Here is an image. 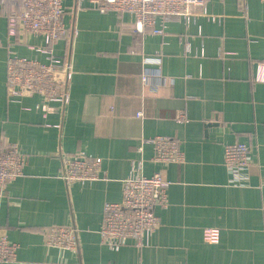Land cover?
Listing matches in <instances>:
<instances>
[{"label": "crops", "instance_id": "0c3cea01", "mask_svg": "<svg viewBox=\"0 0 264 264\" xmlns=\"http://www.w3.org/2000/svg\"><path fill=\"white\" fill-rule=\"evenodd\" d=\"M63 2L73 34L54 49L71 62L70 101L47 116L40 96L6 90L9 49L45 62L28 47L44 40L11 42L0 9V138L27 154L23 175L0 192V228L19 244L17 262L4 264H264V82L256 80L264 1L242 9L239 0H205L193 9L199 16L171 18L163 34L136 33L128 13ZM146 71L159 72L158 90L143 86ZM157 135L177 139L185 161L153 162L142 140ZM236 141L253 152L242 186L224 165V147ZM76 153L102 158L101 179L62 178L64 157ZM139 160L145 175L162 171L169 202L156 208L161 224L150 246L130 241L112 251L101 242L103 207L121 200L122 179ZM51 225L75 227L77 250L47 246ZM206 228L219 230L217 242L204 240Z\"/></svg>", "mask_w": 264, "mask_h": 264}, {"label": "built area", "instance_id": "2783aa9c", "mask_svg": "<svg viewBox=\"0 0 264 264\" xmlns=\"http://www.w3.org/2000/svg\"><path fill=\"white\" fill-rule=\"evenodd\" d=\"M64 0H0V9L6 17L9 40L24 35L40 36L43 45L28 47L43 53L46 61L32 59L15 54L9 49L6 61V90L9 97H41L37 108L44 116L67 105L70 101V83L72 66L67 53L55 52V44L70 39L73 34L64 21L66 7ZM264 1V0H262ZM244 9L246 0H239ZM205 0H77L78 8H91L101 12L115 11L128 13L133 17V28L141 34H163L165 23L171 18H183L186 21L199 16L193 9L202 7ZM160 19V25L157 24ZM145 64H158L157 56H145ZM159 72H144L143 86L149 90L159 89V83H152V78ZM256 80L264 82V61L257 63ZM57 103L59 106L51 105ZM142 118L143 113L138 112ZM186 118L184 113L179 120ZM153 146V162L157 164L182 163L185 155L179 141L171 136L157 135L144 138L142 145ZM142 151V146L139 148ZM252 147L244 142H233L224 147V165L232 174L230 182L242 186L248 182L246 170L252 164ZM142 160L131 168L122 179V198L104 204L100 228L101 242L112 251H119L130 241L139 249L150 246L153 234L159 228L161 219L156 208L166 207L169 202L167 185L161 170L151 175L141 172ZM27 154L17 143L0 138V192L24 173ZM102 158L90 157L83 153L68 154L64 157L62 178L68 183L95 181L101 179ZM264 186V180L261 182ZM46 245L64 250L76 251L78 236L75 227L70 225H51L44 229ZM217 228H206L204 240L217 242ZM19 244L11 241L5 229L0 228V264L17 262Z\"/></svg>", "mask_w": 264, "mask_h": 264}]
</instances>
